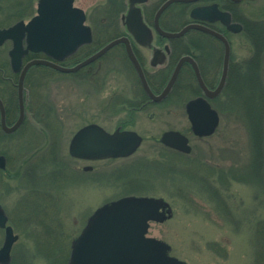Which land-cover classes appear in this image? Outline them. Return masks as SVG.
<instances>
[{
    "label": "rangeland",
    "instance_id": "rangeland-1",
    "mask_svg": "<svg viewBox=\"0 0 264 264\" xmlns=\"http://www.w3.org/2000/svg\"><path fill=\"white\" fill-rule=\"evenodd\" d=\"M103 1L74 0L101 43L119 32L117 20H111L113 26L101 20ZM27 2L0 0V28L33 16L37 0L31 8ZM251 6H256L252 13L264 14V0H252ZM22 12L27 13L18 16ZM232 41L237 67L250 58L253 47L243 37ZM9 48V42L0 45V67L15 83ZM263 53L264 46V84ZM86 69L63 73L45 66L30 68L24 86L32 123L23 124L8 142L0 138V151L8 155L13 173L11 180L0 176V205L18 235L8 264H67L71 243L88 216L100 205L130 195L160 198L167 204L166 218L150 221L147 236L165 242L168 254L185 264H258L264 255V231L259 229L264 224V165L253 172L254 143L238 96L225 103L220 98L215 134L203 139L191 135V152L185 156L159 142L168 129L187 130L178 109L167 108L169 99L132 109L146 98L121 49L110 50L89 72ZM3 93L14 109V86L9 96ZM191 97L186 92L183 101ZM261 122L263 128L264 110ZM88 123L108 131L117 126L132 129L142 143L126 158L77 162L68 154V143ZM53 144L58 151L45 160L47 146ZM256 154L263 158V141ZM36 161L41 165L29 178L24 170ZM88 164L93 169L83 171ZM3 236L0 229V246Z\"/></svg>",
    "mask_w": 264,
    "mask_h": 264
},
{
    "label": "water",
    "instance_id": "water-1",
    "mask_svg": "<svg viewBox=\"0 0 264 264\" xmlns=\"http://www.w3.org/2000/svg\"><path fill=\"white\" fill-rule=\"evenodd\" d=\"M142 1L144 0H128L129 7L124 19L128 33L134 37H143L144 43H147L151 37L150 30L141 21L140 11L136 6V3ZM173 1L184 0H167L163 7ZM73 3L74 0H37L36 14L28 21L19 20L10 26L0 28V45L7 39L11 41V47L8 50L9 65L13 72H19L17 79L19 117L9 128L4 124V109L0 100V123L7 132L14 130L23 117L27 101L26 94L23 95L26 92L23 83L26 72L31 66L43 65L59 72L72 73L98 59L113 45L124 43L127 56L135 68L145 94L151 101L157 102L165 98L170 91L180 64L186 59L190 60L188 57H182L179 60L172 76L158 94L151 91L125 37L113 39L73 66L61 65L59 62L92 40L91 29L85 24L84 11ZM196 12L197 9L192 12L193 17H197ZM215 18L226 24L229 19L227 13L217 11ZM156 29L165 37L175 38L181 36L187 28L176 32H164L156 25ZM217 36L225 43V51L221 78L214 91H208L204 87L195 69L197 81L208 97L219 93L226 76L228 45L222 36ZM165 50L168 52L166 46ZM28 52H41L47 58H34L22 66L23 57ZM186 111L194 135L209 136L215 131L219 121L218 114L210 107L206 99L196 97L189 100L186 103ZM159 141L183 153L190 152L186 136L179 131H164ZM141 142L142 137L134 130L117 128L108 132L96 123H89L80 127L72 135L68 143V154L71 157L87 160L122 158L132 155ZM4 167L5 159L0 155V168ZM166 206L167 204L160 198L133 195L102 204L88 216L84 227L72 241L67 264H185L168 254L169 246L165 242L147 236L150 221L160 222L166 218ZM0 228L4 231L0 246V264H8L10 250L17 240V235L7 224V216L1 205Z\"/></svg>",
    "mask_w": 264,
    "mask_h": 264
},
{
    "label": "flooded vegetation",
    "instance_id": "flooded-vegetation-1",
    "mask_svg": "<svg viewBox=\"0 0 264 264\" xmlns=\"http://www.w3.org/2000/svg\"><path fill=\"white\" fill-rule=\"evenodd\" d=\"M166 1L167 0H144L140 3H136V6L139 8L140 11L141 21L150 30L151 34L150 40H148L147 43H144L143 37H134L130 33H128L126 29L124 16L128 10L129 3L128 0H124L123 7L117 16V23L119 25V32L117 36H113L110 40H104L103 43H101V40H98V42L101 43V46L98 47L94 52H96L98 49H100L105 44L115 38L125 37L129 42L130 48L134 53L136 61L138 62L141 70L144 73L148 85L156 86L155 93H159L167 84L176 66L178 65L179 60L182 57H188L190 60H184L178 67L177 74L171 86V89L164 99H169L166 104L167 108L171 110L178 109L177 111L178 113H180L179 115H183L187 122V130H180L177 128H171L168 130L179 131L181 134L186 136L188 144L190 145L191 135L198 139L210 137L215 134L216 129L218 127L210 136L199 137L194 135L191 131V126L186 111V103L196 97H203L209 103L210 107L217 112L218 120L220 123L221 118L218 103L220 102L219 100L221 97H223L224 99L223 103L231 101V96L230 98H226L225 96V88L229 82L228 90L230 92L232 80L229 78H231V76L236 72V61L234 60V56L232 53V40H236L238 37H243L244 40H252L249 37V32L247 31V29L250 28L253 24L262 26L264 40V14L257 13L259 15H263V17L253 18V15L257 14H254L250 11L252 8L256 7L251 6L252 0H184L173 1L163 7V4ZM195 9H197V17L192 16V12ZM216 11L228 14L229 19L227 24L223 23L220 19L215 18ZM156 25L160 30L164 32H176L185 27L187 29L179 37L168 38L157 31ZM114 27L116 28V26ZM217 35L222 36L228 45L226 76L224 79L223 86L219 93L214 95L213 97H208L204 94L202 86L197 81L195 69L198 71V74L204 87L208 91H214L218 86L221 78L225 51V43ZM6 42H9L11 45V42L9 40H6L3 44H5ZM165 46L168 48V52L165 50ZM112 49H117L119 51L120 49L122 50V53L126 58L128 66L134 71L135 75L137 76L135 68L127 56L124 43H118L116 45H113L98 59H100ZM94 52H92L91 54H93ZM91 54L79 59L72 65H75L76 63L84 60ZM28 55L30 56V58L26 59ZM33 58H46V55L41 52H28L24 56L22 65ZM98 59L82 67L81 69H78L77 71L87 68L86 70L87 72H89L90 65L96 62ZM15 74L17 78L15 83H13V78L10 75L6 74L5 69H0V84L2 85L3 89L6 90L8 96V92H12L13 86L16 92V106L13 109V106H9L12 105V102L5 100L7 95L5 97L3 89L2 91H0V100L4 109V124L7 128L12 126L19 117V104L17 97V79L19 73ZM26 76L24 78L23 83L24 89ZM186 92L191 93L192 97L188 98L186 101H183ZM23 95L25 96V93ZM145 98V101L142 100L138 104H135L134 106H132V109H137L138 107L141 109L148 102H154L151 101L147 95H145ZM28 115L29 112L27 111V104H25L24 114L21 119V122L14 130L7 132L2 128L0 123V138L3 137V139L7 140L8 142L12 139V134H14L23 124H31L32 120L29 118ZM117 128H120V130L123 129L121 126H117L113 130ZM104 129L106 130V128ZM113 130L106 131L112 132ZM49 147L50 146H47L48 150ZM52 147L53 154H56V152L58 151L57 145L53 144ZM166 148L172 152L186 156L185 153H182L176 149L170 147ZM0 155H2L5 159V167L0 168V176L5 177V179L11 180V178H13V173L9 171V157L5 152L1 151ZM71 158L77 162L98 161L76 157ZM114 159L119 158H111V160ZM81 169L83 171H90L93 169V166L88 164L82 166Z\"/></svg>",
    "mask_w": 264,
    "mask_h": 264
},
{
    "label": "trees",
    "instance_id": "trees-1",
    "mask_svg": "<svg viewBox=\"0 0 264 264\" xmlns=\"http://www.w3.org/2000/svg\"><path fill=\"white\" fill-rule=\"evenodd\" d=\"M123 2L124 0H104L99 5V8L102 14L104 15L102 16L101 20L103 21L107 20L108 25L111 24V20L116 21L117 16L123 7ZM13 4H15V1ZM27 4L29 5V8H31L32 0H28ZM26 13L22 12V14H19L18 16L22 17L26 15ZM17 14L18 13H14V15ZM247 31L249 32V37L252 39L250 40L253 47L252 55L250 56L249 59H247L243 63V65H237L235 74H233L231 78H229L232 80L231 90L229 92L228 90L229 82H228V85L225 88L226 89L225 96L226 98H230V96L232 98L236 94L240 99L245 118L248 121L249 132L251 133V136L253 138V143H254L253 147L255 149V154H256L258 145L260 146V142L262 143L263 141V128H262L261 118L264 110V84H263V74H262V70H263L262 49L264 46V40H263L262 26L253 24L250 28L247 29ZM92 32H93L92 42L88 45L82 46L73 56L69 57L64 64L72 65L75 62H77L79 59L91 54L98 47L101 46V43L98 42V40H102V38L98 36L97 30L94 29V27L92 28ZM106 34H108V32ZM110 39L111 38L109 39L106 38L105 40H110ZM28 58H30V56L26 57V59ZM150 87L154 92H156L155 85H150ZM143 95L145 97L144 93ZM254 98L256 99V101H253ZM47 151L48 154L46 153L44 155L45 156L44 159L46 160L48 157H51L52 160L54 158L53 147L50 146L49 150L47 149ZM255 154H253L252 165H251L254 173L257 171V167L259 165H264V156L263 158H258L257 154L256 156ZM40 163H41L40 161H36L35 163L31 164L30 167L27 166V168L24 171L27 172L28 177L30 176L31 178H34V174L36 172L35 169H37L39 165H41ZM21 175L23 176V173ZM259 229L262 230L263 232L264 224H262L261 227L259 226ZM258 262H259L258 264H264V255L260 256Z\"/></svg>",
    "mask_w": 264,
    "mask_h": 264
}]
</instances>
